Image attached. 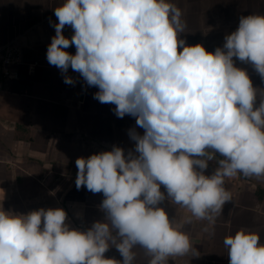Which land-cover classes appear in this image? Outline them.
Masks as SVG:
<instances>
[{
    "label": "clouds",
    "instance_id": "9594fccd",
    "mask_svg": "<svg viewBox=\"0 0 264 264\" xmlns=\"http://www.w3.org/2000/svg\"><path fill=\"white\" fill-rule=\"evenodd\" d=\"M54 15L47 62L78 73L99 89L94 99L115 105L119 118L135 117L144 132L129 131L135 148L127 155L114 146L76 159V188L104 196L105 218L87 230L70 227L59 207L0 209V264H133L136 246L148 264L199 256L183 224H215L232 200L226 179L264 178V98L233 59L264 79V14L240 17L214 52L179 38L186 24L170 0H63ZM72 45L75 54L66 51ZM64 83L75 81L65 75ZM166 199L191 217L175 222L160 207ZM223 245L229 264H264L256 232L239 229ZM111 247L122 260L105 256Z\"/></svg>",
    "mask_w": 264,
    "mask_h": 264
},
{
    "label": "crops",
    "instance_id": "0c3cea01",
    "mask_svg": "<svg viewBox=\"0 0 264 264\" xmlns=\"http://www.w3.org/2000/svg\"><path fill=\"white\" fill-rule=\"evenodd\" d=\"M170 2L182 11L186 27L179 38L187 45L201 44L214 52L223 47L225 36L236 30L234 21L228 20L226 0ZM62 3L0 1V48L11 44L18 50V63L12 69L15 77L0 78V209L26 214L59 207L66 211L70 227L87 230L92 223L104 220L105 213L100 209L104 196L83 186L76 188V159L110 151L114 146L124 149L126 155L134 152L135 141L129 131L135 129L143 135L144 129L136 125L135 117L126 114L119 118L115 105L94 99L99 89L88 86L71 68L63 74L47 62V47L55 35L52 25L58 23L54 9ZM220 3L223 15L217 13ZM63 34L70 38L73 30L66 26ZM66 51L75 54V46ZM234 61L252 79L253 71L247 63ZM65 75L75 83H64ZM221 158L217 156V160ZM215 167V161H210L206 174ZM225 187L231 191L232 200L225 203L214 225L194 217L191 223L183 224L199 256L189 253L172 257L169 264H229L223 240L239 229L258 233L264 243V178L238 174L226 179ZM161 191L166 194L163 186ZM160 207L175 222L191 217L186 208L167 199ZM133 251V264H148L150 257L145 249L136 246ZM105 256L122 260L115 247Z\"/></svg>",
    "mask_w": 264,
    "mask_h": 264
},
{
    "label": "rangeland",
    "instance_id": "374dc122",
    "mask_svg": "<svg viewBox=\"0 0 264 264\" xmlns=\"http://www.w3.org/2000/svg\"><path fill=\"white\" fill-rule=\"evenodd\" d=\"M1 1V0H0ZM9 1V0H8ZM227 1V17L229 21H234L232 25H234V29H237L239 22L235 23V21L240 20V17L247 16L250 14H264V0H252L251 2L249 0H226ZM250 2L245 4L246 2ZM219 5V1L217 3ZM230 4L232 5V8H230ZM244 5V7H240ZM221 7V3H220ZM238 7V9H237ZM218 11L217 13L220 15H223L224 9L219 6L217 7ZM235 31V30H234ZM234 59L240 63V64H246L245 62H241L238 59L234 57ZM248 68H251L253 73L251 75V80L253 83V86L257 88L258 91V98H264V79L260 77V75L256 72L254 67L247 63ZM259 103V100L258 102Z\"/></svg>",
    "mask_w": 264,
    "mask_h": 264
},
{
    "label": "built area",
    "instance_id": "2783aa9c",
    "mask_svg": "<svg viewBox=\"0 0 264 264\" xmlns=\"http://www.w3.org/2000/svg\"><path fill=\"white\" fill-rule=\"evenodd\" d=\"M18 63V50L15 46L8 44L0 48V78H13L14 66Z\"/></svg>",
    "mask_w": 264,
    "mask_h": 264
}]
</instances>
